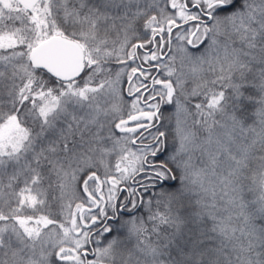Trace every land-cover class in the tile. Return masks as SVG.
Wrapping results in <instances>:
<instances>
[{"label": "snow or ice", "instance_id": "6c2138e0", "mask_svg": "<svg viewBox=\"0 0 264 264\" xmlns=\"http://www.w3.org/2000/svg\"><path fill=\"white\" fill-rule=\"evenodd\" d=\"M0 264H264V0H0Z\"/></svg>", "mask_w": 264, "mask_h": 264}, {"label": "flooded vegetation", "instance_id": "af4514ba", "mask_svg": "<svg viewBox=\"0 0 264 264\" xmlns=\"http://www.w3.org/2000/svg\"><path fill=\"white\" fill-rule=\"evenodd\" d=\"M155 72V70H153V73ZM126 84H127V81L125 82V84L123 85V86H126ZM127 88H128V86L125 88V87H123V95L126 97V98H128V99H133L132 97H130V96H128L127 95Z\"/></svg>", "mask_w": 264, "mask_h": 264}, {"label": "rangeland", "instance_id": "374dc122", "mask_svg": "<svg viewBox=\"0 0 264 264\" xmlns=\"http://www.w3.org/2000/svg\"><path fill=\"white\" fill-rule=\"evenodd\" d=\"M125 78H126V77H125ZM125 82H126V80H125ZM124 84H125V83H123V85H124ZM123 85H122V87H125V88L128 86V85H126V86H123ZM124 99H126V97H125V96H124ZM127 99H128V98H127ZM129 100H130V103H131V100H132V99H129ZM125 102H126V103H125V107H127V106H128V104H130V103H129V102H127V101H125ZM170 150H171V149H170ZM160 158H161V159H163L164 157H163V156H161ZM88 258H89V259H91L92 257H91V256H89Z\"/></svg>", "mask_w": 264, "mask_h": 264}, {"label": "trees", "instance_id": "16d2710c", "mask_svg": "<svg viewBox=\"0 0 264 264\" xmlns=\"http://www.w3.org/2000/svg\"><path fill=\"white\" fill-rule=\"evenodd\" d=\"M126 80V78H124V81ZM125 83V82H124ZM125 101H127V102H129L130 103V100L129 99H124ZM168 109H166V111H167ZM169 151H170V148L168 149Z\"/></svg>", "mask_w": 264, "mask_h": 264}, {"label": "water", "instance_id": "95a60500", "mask_svg": "<svg viewBox=\"0 0 264 264\" xmlns=\"http://www.w3.org/2000/svg\"><path fill=\"white\" fill-rule=\"evenodd\" d=\"M153 75H156V72H154V74ZM128 85V84H127Z\"/></svg>", "mask_w": 264, "mask_h": 264}]
</instances>
